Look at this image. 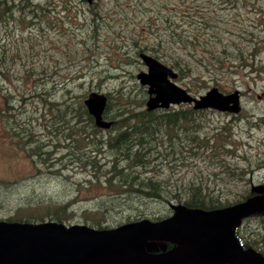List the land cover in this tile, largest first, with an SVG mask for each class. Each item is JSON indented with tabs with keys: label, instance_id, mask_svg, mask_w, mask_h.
I'll use <instances>...</instances> for the list:
<instances>
[{
	"label": "trees",
	"instance_id": "1",
	"mask_svg": "<svg viewBox=\"0 0 264 264\" xmlns=\"http://www.w3.org/2000/svg\"><path fill=\"white\" fill-rule=\"evenodd\" d=\"M240 1L242 0H206V10L198 8L194 14L187 13L186 9L177 11L173 19L165 18L160 24L157 23L155 14L146 20L142 18L137 22L141 28H132L129 34H123L125 45H128L126 50L128 52L132 49L134 62L139 63L140 52H147L161 60L177 71V81L191 76L206 86L212 82L221 91H225L220 85L221 73L234 79L256 81L264 72V29L259 26L258 30H255L256 27L253 30L246 26L229 28L230 20L221 17L222 11L238 9ZM246 2L251 6L246 12H257L255 17H249L250 20L259 22L264 17V10L254 8L251 1ZM98 6L101 5L96 1L91 6L89 30L92 42L88 49L100 47L98 40L101 30L112 28L104 21L103 11ZM136 7L143 16L148 15L149 8H152L146 6L143 0H138ZM51 9L53 8H48L42 0H11L10 3L0 0V24L9 32L11 29H8V24L12 22L15 10L17 21L22 19L26 25L35 28L44 16L50 14ZM136 9L133 12H136ZM117 13L118 11L114 12ZM110 14L113 15L112 12ZM261 15L263 17H260ZM250 24L252 27L253 23ZM121 30L123 32V29ZM4 49V44H0V77L6 79L4 72L8 67ZM88 54V58H91L93 53ZM117 75L108 74L105 79L109 76L116 78ZM132 78L134 79L133 76ZM123 89L120 87L114 94L105 93L107 106L104 118L113 120L112 127L106 130L107 135H103L102 130L94 125L93 118L87 113L81 99H64L47 100L48 111L52 114L49 117L47 132L55 138L54 142L45 144L37 138H32L31 156H36L41 163L49 167L54 163L77 165L89 173L88 184L102 187V192L96 195L95 205L82 211L80 224L100 230L142 219L160 221L174 212V206L211 211L256 195L248 189L241 192L240 197L232 198L229 191L209 188L211 185L207 184L208 181L199 176L198 181L188 183L184 190L167 187L166 179L156 177L155 165L168 166L167 162L176 160L177 167L187 163L191 154L199 156V149L209 155L218 154V140L222 141L223 147L232 146L233 143L226 142L227 137L221 132L200 130L207 110L196 111L186 107L147 111L143 108L145 91H141V95L134 98L130 91L123 93ZM122 94L133 100L126 99ZM43 95L44 91H41L31 94V97L40 96L44 101ZM3 96L9 105V94ZM114 98L116 103L113 102ZM8 108L9 111L13 109L10 105ZM262 120L263 118L254 124L257 125L263 122ZM250 123L251 121H248V124ZM45 146H49L48 150L44 149ZM55 152L60 153L52 163L51 158ZM224 152L227 154L229 149ZM99 155H102V159ZM260 163L258 166H261ZM228 165L229 163L219 162L218 167H223L220 171L227 172ZM221 182L225 181L222 179ZM135 201H147L144 205L154 201L152 205L156 208L147 211L150 213L147 214L138 207L137 213L119 217V213H124L125 207H132ZM41 202H44L42 210L37 209L39 205L36 204H40L38 202L32 207L27 206L26 209L19 207L14 214L0 217V220L32 224L57 222L67 226L72 224L73 212L69 203H56L51 200ZM140 204L143 205L142 202ZM253 219H259L257 226L252 225ZM234 233L242 247L254 249L264 258V211L243 218ZM174 247L173 243L166 242L162 243L159 249L171 250Z\"/></svg>",
	"mask_w": 264,
	"mask_h": 264
},
{
	"label": "rangeland",
	"instance_id": "2",
	"mask_svg": "<svg viewBox=\"0 0 264 264\" xmlns=\"http://www.w3.org/2000/svg\"><path fill=\"white\" fill-rule=\"evenodd\" d=\"M94 1L101 5L98 7L103 11L104 21L112 27L101 30L98 40L100 47L97 48L88 49L92 42L89 30L92 4L84 0H42L44 5L53 9L35 28L26 25L22 19L17 21L15 10L12 22L8 24V29H11L9 32L0 24V44H4L8 67L4 72L6 79L0 77V217L14 214L19 207H32L38 202L40 204H36L39 205L37 209L42 210L44 202L41 201L51 200L56 203H69L73 212L71 223H79L82 211L95 205L96 195L103 189L93 183L88 184L89 173L77 165L54 163L49 167L36 156L30 155L32 138L45 144L54 142L55 138L47 132L49 117L52 116L48 111V101L81 99L83 102L91 91L114 94L120 87L124 88L123 93L130 91L134 98L139 97L141 91H145L146 101V86H142L135 78L146 67L139 57V63L134 62L132 49L127 52L128 45H125L123 34H129L132 28H141L137 22L142 18L146 20L150 16L154 17V14L160 24L165 18L173 19L177 11L186 9L187 13L194 14L198 8H207L206 0H143L146 6L153 9L149 8V14L143 16L136 9L138 0ZM243 1H251L254 8L264 10V0H242L238 2V9L222 11V19L231 22L228 27L246 26L253 30L256 27L255 30H258L259 26L264 29L263 15L259 22L250 20L249 17H255L257 12H246L251 6ZM6 2L10 3L11 0ZM134 9L137 11L133 12ZM115 11L118 13L114 14ZM250 23H253L252 27ZM90 52L93 54L88 58ZM108 74L118 75L116 78L109 76L105 79ZM261 75L263 76H258L256 81L248 82L221 73L220 85L225 89L222 92L238 89L241 93V110L236 115L212 109H207L204 113L206 118L202 120L200 130L221 132L227 137L226 142L233 143L232 146L223 147L222 141L218 140V154L209 155L199 149V156L191 154L188 157L189 164L185 162L176 167V160L167 162L172 169L166 164L155 165L156 177L166 179V186L174 190H184L188 183L193 184V181H198L201 177L211 185L209 188L229 191L232 198L240 197V193L248 189L256 194L261 193L264 186V72ZM176 83L194 96L204 94L215 86L212 82L206 86L191 76ZM41 91H44V101L40 96L31 97V94ZM4 94H9V105L13 107L11 111L10 108L7 109L9 105ZM122 95L130 101L133 100L126 94ZM113 102H117L115 98ZM113 107L115 109L116 104ZM186 107L190 106L182 104L170 106L166 110ZM261 118L263 122L255 125ZM248 121L251 123L248 124ZM102 134L107 135V132L102 130ZM48 147L45 146L44 149L48 150ZM228 149L226 154L224 151ZM56 152L52 155V163L60 153ZM99 157L102 159V155ZM219 162L229 163L231 168L228 165L227 172L220 171L223 167H218ZM259 163L261 166H258ZM219 177L225 182H221ZM172 184L178 186H171ZM146 202L135 201L132 207H125L124 213L120 212L119 217L124 214L133 215L139 208L146 212L156 208L152 205L154 201L144 205ZM177 207L174 206V210ZM258 221L259 219H253L252 225L257 226ZM165 242L167 241L153 240L149 249L154 245L159 253H167L165 256L169 257L175 253V248L170 252L159 249ZM112 264L132 263L121 252Z\"/></svg>",
	"mask_w": 264,
	"mask_h": 264
},
{
	"label": "water",
	"instance_id": "3",
	"mask_svg": "<svg viewBox=\"0 0 264 264\" xmlns=\"http://www.w3.org/2000/svg\"><path fill=\"white\" fill-rule=\"evenodd\" d=\"M138 57L146 70L139 71L135 78L146 86L147 111L188 104L194 110L212 109L233 115L240 112L238 89L223 93L214 86L193 96L175 83L177 72L173 68L147 52H140ZM83 104L96 127L108 129L113 124L103 118L107 104L104 93L91 91ZM262 187L261 193L224 208L203 211L180 206L163 220L142 219L111 229L0 221V264H112L121 252L132 264H264L261 255L242 247L234 235L243 218L264 211ZM153 240L177 244L175 253L169 257L167 253H150L149 245L144 244ZM182 242L189 245L188 251L183 250ZM151 250L155 251L156 246L151 245Z\"/></svg>",
	"mask_w": 264,
	"mask_h": 264
},
{
	"label": "bare ground",
	"instance_id": "4",
	"mask_svg": "<svg viewBox=\"0 0 264 264\" xmlns=\"http://www.w3.org/2000/svg\"><path fill=\"white\" fill-rule=\"evenodd\" d=\"M106 106H107V104H106ZM105 109H106V107H105ZM182 248H183L184 251H188L189 245L187 243H185V242H182Z\"/></svg>",
	"mask_w": 264,
	"mask_h": 264
}]
</instances>
